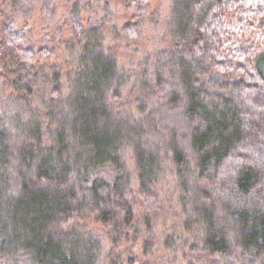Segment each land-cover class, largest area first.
Listing matches in <instances>:
<instances>
[{"label":"trees","instance_id":"16d2710c","mask_svg":"<svg viewBox=\"0 0 264 264\" xmlns=\"http://www.w3.org/2000/svg\"><path fill=\"white\" fill-rule=\"evenodd\" d=\"M153 3L1 0L0 264H264V0Z\"/></svg>","mask_w":264,"mask_h":264},{"label":"rangeland","instance_id":"374dc122","mask_svg":"<svg viewBox=\"0 0 264 264\" xmlns=\"http://www.w3.org/2000/svg\"><path fill=\"white\" fill-rule=\"evenodd\" d=\"M115 3V0H110V3H111V5H114V3ZM117 2V1H116ZM113 3V4H112ZM0 4H1V0H0ZM158 4H159V0H154V3H153V9L154 8H157V6H158ZM123 4H121V3H118L117 2V5L115 6V8H114V12H113V15L114 16H117V17H114L113 18V24H115V25H117V24H121L124 20H125V18H124V16H123V14H122V9H123ZM118 9H121V14L120 13H118L117 14V10ZM0 26H1V21H0ZM110 26H112V25H110ZM148 27V26H147ZM151 26H149L148 27V29L146 30V31H144L143 32V41H141V42H139V43H137V44H135V45H133V44H128L127 42H125V41H121V42H119L118 44L116 43V44H113L112 43V45L114 46V48H115V51H116V53L118 54V55H120V56H123V54H122V50L123 49H125V48H127L128 49V51H131V50H134V49H137L138 51H139V53H142V51H144V50H146V49H148V48H150L149 46H147V45H144L146 42H145V39H146V37L147 36H149L148 35V30H149V28H150ZM112 37L113 36H111V41L113 40L112 39ZM128 53H130V52H128ZM128 53H126V55H125V62H128L129 60H131V59H134L135 60V56L134 55H132V54H128ZM263 63H264V59H263Z\"/></svg>","mask_w":264,"mask_h":264}]
</instances>
